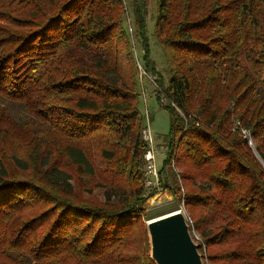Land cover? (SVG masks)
I'll list each match as a JSON object with an SVG mask.
<instances>
[{"label": "trees", "instance_id": "1", "mask_svg": "<svg viewBox=\"0 0 264 264\" xmlns=\"http://www.w3.org/2000/svg\"><path fill=\"white\" fill-rule=\"evenodd\" d=\"M146 6L0 0V264H155L162 197L183 203L205 264H264V0H157L167 86ZM139 65L170 119L160 192Z\"/></svg>", "mask_w": 264, "mask_h": 264}, {"label": "rangeland", "instance_id": "2", "mask_svg": "<svg viewBox=\"0 0 264 264\" xmlns=\"http://www.w3.org/2000/svg\"><path fill=\"white\" fill-rule=\"evenodd\" d=\"M134 0H125L129 12L131 11V6ZM156 17H157V0H147L146 6V32L150 43L151 48V60L154 62L156 70L162 75L164 78L165 85L167 86L170 79L171 74L169 72L167 62L163 53V50L160 46V43L156 36ZM137 52L141 56L140 46L137 45ZM140 71V102H139V110L143 115L145 120L146 127L150 128L152 135L154 136L155 146L156 147H165L166 150L156 156V165L160 170L163 166V162L166 159L167 147H166V136L169 132L170 128V119L169 113L167 110L163 109L155 96V85L153 84L152 78L146 76L144 70L139 65ZM149 123V124H148ZM180 171H177V176ZM151 192V191H150ZM149 192V193H150ZM94 195L102 201L103 192L99 189H96ZM152 208L149 209L148 212V221L158 218L167 214L173 210H182L186 215L187 219L188 214L186 209L183 206V203H180L178 200L169 201L168 198L162 197L161 199L156 198L152 201ZM199 239V235L194 232Z\"/></svg>", "mask_w": 264, "mask_h": 264}, {"label": "water", "instance_id": "3", "mask_svg": "<svg viewBox=\"0 0 264 264\" xmlns=\"http://www.w3.org/2000/svg\"><path fill=\"white\" fill-rule=\"evenodd\" d=\"M147 230L155 264H205L182 210L148 221Z\"/></svg>", "mask_w": 264, "mask_h": 264}, {"label": "built area", "instance_id": "4", "mask_svg": "<svg viewBox=\"0 0 264 264\" xmlns=\"http://www.w3.org/2000/svg\"><path fill=\"white\" fill-rule=\"evenodd\" d=\"M153 84H154V82H153ZM155 87H156V85H155ZM165 99L166 98L164 96H162V102L163 103L166 102ZM244 135L248 141V144L250 146H253V142L251 140L249 132L244 131ZM143 139L148 145V150H147L145 157H144V159H145L144 172H145V176H146L145 187L149 191L151 189H157L158 192H160L161 191V188L159 186L160 185V170L157 168V165H156V156L163 153L166 150V148L162 147V146L161 147L155 146L154 136L152 135V133L150 131L149 125L143 131ZM172 167L174 170H176L174 163L172 164ZM194 238L197 240L199 239L196 235H194Z\"/></svg>", "mask_w": 264, "mask_h": 264}, {"label": "crops", "instance_id": "5", "mask_svg": "<svg viewBox=\"0 0 264 264\" xmlns=\"http://www.w3.org/2000/svg\"><path fill=\"white\" fill-rule=\"evenodd\" d=\"M173 211H175V210H173ZM173 211H170V212H168V213H171V212H173ZM168 213H167V214H168Z\"/></svg>", "mask_w": 264, "mask_h": 264}]
</instances>
